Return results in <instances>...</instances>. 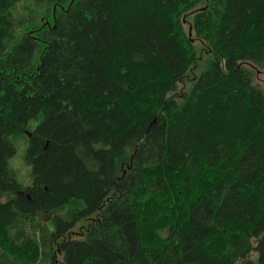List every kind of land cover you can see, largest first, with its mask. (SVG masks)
<instances>
[{
  "label": "trees",
  "instance_id": "16d2710c",
  "mask_svg": "<svg viewBox=\"0 0 264 264\" xmlns=\"http://www.w3.org/2000/svg\"><path fill=\"white\" fill-rule=\"evenodd\" d=\"M260 68L264 0H0V264H264Z\"/></svg>",
  "mask_w": 264,
  "mask_h": 264
},
{
  "label": "rangeland",
  "instance_id": "374dc122",
  "mask_svg": "<svg viewBox=\"0 0 264 264\" xmlns=\"http://www.w3.org/2000/svg\"><path fill=\"white\" fill-rule=\"evenodd\" d=\"M195 45L199 48L200 47V43L199 42H195ZM204 56V57H203ZM207 56L208 55H204L202 54V61L200 62V66L196 67V73L199 74L202 72V70L204 69L203 65L204 62L207 60ZM203 67V68H202ZM255 82L257 85H259L264 91V68H260L258 70H255ZM191 79V77H190ZM16 168L21 171V175H23L24 177L26 176L27 173V167L25 166V164H23V161L21 160L20 156H17L14 162ZM39 220L42 222H47L49 220V216L45 215V214H39L38 216ZM76 229H78V226H76ZM162 235H166L165 232H162ZM256 256H254L255 258Z\"/></svg>",
  "mask_w": 264,
  "mask_h": 264
}]
</instances>
